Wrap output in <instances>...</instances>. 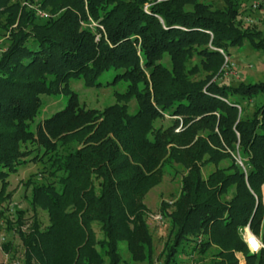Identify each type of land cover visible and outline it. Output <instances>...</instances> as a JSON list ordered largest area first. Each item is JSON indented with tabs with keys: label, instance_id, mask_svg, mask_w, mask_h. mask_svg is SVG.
Here are the masks:
<instances>
[{
	"label": "trees",
	"instance_id": "1",
	"mask_svg": "<svg viewBox=\"0 0 264 264\" xmlns=\"http://www.w3.org/2000/svg\"><path fill=\"white\" fill-rule=\"evenodd\" d=\"M224 2L219 8L199 0H41L40 8L56 16L50 24L31 23L26 30V12L10 30L0 56V204L11 196L9 175L27 161L45 163L57 178V186L27 180L34 216L28 228L21 211L15 224L6 222L22 244L18 263L102 264L100 247L109 264H119L120 242L150 251L144 196L159 183L164 165L175 162L186 173L167 214L174 234L165 264L198 236L202 249L217 248L213 264H240L238 253L245 264H264V251L251 254L242 237L248 224L258 234L264 218L258 193L264 81L234 87L213 79L231 48L247 40L264 52V42L259 32L237 24L236 3ZM6 3L0 0V10ZM82 21H92L94 30ZM194 55L207 72L201 80L186 68ZM109 71L108 85L125 82V91L102 110L80 106L70 80L98 88ZM60 93L68 96L66 105L32 131L41 96ZM166 114L175 124L156 128ZM29 142L35 154L22 148ZM209 164L215 168L204 177ZM38 209L47 212L48 226L39 224Z\"/></svg>",
	"mask_w": 264,
	"mask_h": 264
},
{
	"label": "rangeland",
	"instance_id": "2",
	"mask_svg": "<svg viewBox=\"0 0 264 264\" xmlns=\"http://www.w3.org/2000/svg\"><path fill=\"white\" fill-rule=\"evenodd\" d=\"M204 3H210L214 7H225L224 0H199ZM236 3L239 15L237 24L243 30L259 32L264 42V0H232ZM41 0H7L6 6L0 10V56L10 44V30L16 28L22 19H26L23 14L28 12L30 15L25 21L26 30H29L31 23L48 25L56 16L49 11L40 8ZM254 5L256 7H254ZM81 26L93 31L95 24L92 21H82ZM162 63L170 67L168 57L162 60ZM187 70H196L192 79L201 80L206 75V71L202 68L200 58L194 55L186 63ZM114 76L113 71L104 73L100 77L103 83L101 87L88 88L84 86L82 79L70 80L68 86L71 91L78 96L80 106L84 108H94L102 110L103 108L115 103V93L123 92L126 89L125 82H119L116 85H108ZM221 84L237 86L239 83H258L264 81V52L254 48L247 40L239 47L230 49V54L224 60L223 68L219 77L213 78ZM68 96L58 94L54 96L42 95V105L38 110L34 120L30 122V129L35 130L36 125L44 119L50 117L58 110L62 109L67 102ZM252 109V107H251ZM130 113L137 110V103L131 100L128 104ZM175 118L166 114L163 118L155 121L156 128L166 129L175 124ZM181 123L175 127V132L180 131ZM23 149L33 150L36 153V145L26 143ZM43 162L27 161L21 165L15 173L8 177L7 192L11 194L10 198L0 204V264H12L21 261L23 248L20 239L11 228L7 227V220L11 224H15L17 212L23 213L25 220L24 229L28 228L33 222V210L30 205L31 186L26 182L30 179L33 183H55L56 176L49 174V168L45 167ZM229 164V161L220 163V167ZM214 165L209 164L203 168V176L214 170ZM186 173L184 168L175 162H168L162 169V176L158 184L150 188L144 196V204L146 210L143 216V222L146 230L151 236V250L147 248L142 250L135 249L131 251L126 242H120L119 247V264H165L168 253V246L173 242V229L171 221L167 214L174 210V202L179 197L181 187V177ZM259 196H264L263 190L258 191ZM37 219L41 227L49 225L48 214L46 211L38 209ZM98 239H102V232L98 224H93ZM130 225V229H132ZM202 237L198 236L194 240L184 242L177 249L174 259L169 264H213L216 261L217 248L215 246L208 249H202L200 242ZM196 243V245H195ZM8 244V250L6 249ZM198 244V245H197ZM6 245V246H5ZM103 262L109 264L108 257L104 249L97 247ZM238 255V254H237ZM244 257V256H243ZM245 264L246 260L244 257ZM18 264H22L19 262Z\"/></svg>",
	"mask_w": 264,
	"mask_h": 264
},
{
	"label": "built area",
	"instance_id": "3",
	"mask_svg": "<svg viewBox=\"0 0 264 264\" xmlns=\"http://www.w3.org/2000/svg\"><path fill=\"white\" fill-rule=\"evenodd\" d=\"M254 7H256L254 5ZM262 231H264V218L262 221V226H261V231L256 234L254 233L249 224L247 226H245L242 230V237L243 240L249 250V252L251 254H258L261 251H264V240H263V236H262ZM238 258H239V263L243 264L244 262V257L242 253H238ZM12 264H18V262H13Z\"/></svg>",
	"mask_w": 264,
	"mask_h": 264
},
{
	"label": "crops",
	"instance_id": "4",
	"mask_svg": "<svg viewBox=\"0 0 264 264\" xmlns=\"http://www.w3.org/2000/svg\"><path fill=\"white\" fill-rule=\"evenodd\" d=\"M261 190H263V192H264V184L262 185ZM262 203H263V206H264V196L262 197Z\"/></svg>",
	"mask_w": 264,
	"mask_h": 264
}]
</instances>
